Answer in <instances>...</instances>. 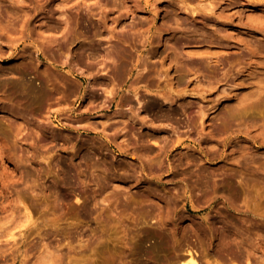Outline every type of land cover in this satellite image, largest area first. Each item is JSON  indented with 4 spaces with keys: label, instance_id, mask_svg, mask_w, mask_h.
Masks as SVG:
<instances>
[{
    "label": "rangeland",
    "instance_id": "obj_1",
    "mask_svg": "<svg viewBox=\"0 0 264 264\" xmlns=\"http://www.w3.org/2000/svg\"><path fill=\"white\" fill-rule=\"evenodd\" d=\"M189 253L264 264V0H0V264Z\"/></svg>",
    "mask_w": 264,
    "mask_h": 264
},
{
    "label": "bare ground",
    "instance_id": "obj_2",
    "mask_svg": "<svg viewBox=\"0 0 264 264\" xmlns=\"http://www.w3.org/2000/svg\"><path fill=\"white\" fill-rule=\"evenodd\" d=\"M183 261H184V264H198L197 261H196V259L190 253H189L188 257L185 260L183 259Z\"/></svg>",
    "mask_w": 264,
    "mask_h": 264
}]
</instances>
